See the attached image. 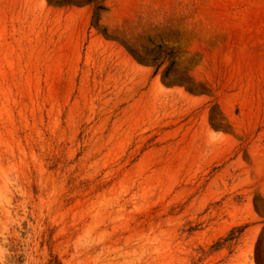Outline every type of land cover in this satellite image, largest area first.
I'll use <instances>...</instances> for the list:
<instances>
[{
    "label": "rangeland",
    "instance_id": "1",
    "mask_svg": "<svg viewBox=\"0 0 264 264\" xmlns=\"http://www.w3.org/2000/svg\"><path fill=\"white\" fill-rule=\"evenodd\" d=\"M0 264H264V0H0Z\"/></svg>",
    "mask_w": 264,
    "mask_h": 264
}]
</instances>
